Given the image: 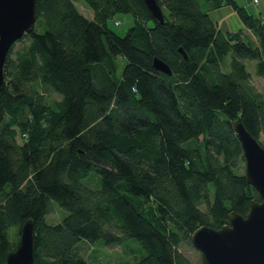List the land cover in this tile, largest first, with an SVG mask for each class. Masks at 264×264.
I'll return each instance as SVG.
<instances>
[{
    "label": "trees",
    "instance_id": "1",
    "mask_svg": "<svg viewBox=\"0 0 264 264\" xmlns=\"http://www.w3.org/2000/svg\"><path fill=\"white\" fill-rule=\"evenodd\" d=\"M157 1L163 21L143 0H86L91 16L75 0H35V23L12 43L0 88V264L17 243L8 228L29 217L36 264H89L82 240L130 237L144 251L131 264H199L180 248L192 231L259 200L236 170L244 157L232 121L264 134V95L244 63L255 59L264 75L263 13L206 0L232 4L253 42L218 28L201 0ZM124 12L133 23L120 34L110 19ZM154 55L171 74L152 66ZM118 56L126 63L113 79L102 63ZM47 90L60 98L48 101ZM93 172L96 187L83 182ZM56 203L67 213L50 223Z\"/></svg>",
    "mask_w": 264,
    "mask_h": 264
},
{
    "label": "water",
    "instance_id": "2",
    "mask_svg": "<svg viewBox=\"0 0 264 264\" xmlns=\"http://www.w3.org/2000/svg\"><path fill=\"white\" fill-rule=\"evenodd\" d=\"M151 15L163 21L157 0H143ZM36 20L35 0H0V88L6 84L4 64L7 53L17 39L32 30ZM178 50L187 57L181 47ZM152 66L166 74L171 68L160 57H152ZM242 148L244 174L258 192L259 200L251 199L246 213L231 210L228 221L219 227L197 226L190 235L199 251V264H264V144L244 125L240 117L232 121ZM34 221L26 218L13 249L5 254L4 264H36L33 255Z\"/></svg>",
    "mask_w": 264,
    "mask_h": 264
},
{
    "label": "rangeland",
    "instance_id": "3",
    "mask_svg": "<svg viewBox=\"0 0 264 264\" xmlns=\"http://www.w3.org/2000/svg\"><path fill=\"white\" fill-rule=\"evenodd\" d=\"M239 5H242L246 10L254 16H258L259 11L264 15V0H235ZM76 5L79 10L87 16H91L92 9L86 0H75ZM201 6L203 9L208 10L211 18L216 22L218 28L224 32H236L242 29V34L246 38L251 39L253 42L256 41L255 35L250 31L246 30L243 20L240 17L239 12L230 3H223L219 6L213 7L209 6L206 0H201ZM119 19V23L115 24V20ZM133 23V15L130 12L117 13L110 19V24L112 27L120 34H123L125 30ZM37 24V23H36ZM39 30L41 28L39 27ZM21 45V41L15 42L13 50L17 49ZM14 55V54H13ZM229 56V55H228ZM126 59L123 56H118L114 58L113 65L110 66L108 62L104 61L102 63L107 69H109V75L113 79L119 78L121 71L123 69ZM245 69L249 72V82L254 86V88L260 91L264 95V75L256 73L255 59H244ZM222 68L224 70H231L232 65L230 63V58L226 57L225 61L222 63ZM98 69V70H97ZM96 71H100L97 68ZM46 99L48 101H53L54 99L60 98V94L54 90L44 91ZM259 141L264 144V134L261 133L259 136ZM244 158L238 162L236 170L239 172H244ZM83 182L91 187L98 186L99 175L95 172L91 173L90 179L84 178ZM201 207L204 208L203 205ZM67 213V210L59 206L57 203L54 204L53 210L47 214V221L50 223H55ZM22 224V223H21ZM21 225H11L8 228V235L10 241L18 240L20 235ZM104 243V238L97 239L93 245L89 244L87 241L82 240L80 242L82 246V253L87 257L89 264H131L135 260L139 259L141 254H143V249L140 243L135 238H128L123 244H102ZM181 250L195 263H199V251L189 242L185 241L181 245Z\"/></svg>",
    "mask_w": 264,
    "mask_h": 264
},
{
    "label": "built area",
    "instance_id": "4",
    "mask_svg": "<svg viewBox=\"0 0 264 264\" xmlns=\"http://www.w3.org/2000/svg\"><path fill=\"white\" fill-rule=\"evenodd\" d=\"M254 1H257V0H254ZM119 19L118 20H115V24L119 23ZM262 22L264 23V16L262 17Z\"/></svg>",
    "mask_w": 264,
    "mask_h": 264
}]
</instances>
